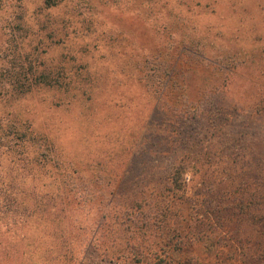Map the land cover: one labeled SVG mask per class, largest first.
<instances>
[{
    "label": "rangeland",
    "instance_id": "1",
    "mask_svg": "<svg viewBox=\"0 0 264 264\" xmlns=\"http://www.w3.org/2000/svg\"><path fill=\"white\" fill-rule=\"evenodd\" d=\"M9 1L0 0V74L18 48L15 37L27 34L26 50L36 49L73 86L7 98L0 117L48 138L72 169L113 181L127 172L119 191L128 195L135 182L159 183L175 161L194 163L202 148H216L208 163L233 164L234 136L241 133L245 147L264 151V125L256 124L264 117L256 98L264 92V0H69L51 12L32 0L26 34L7 26ZM53 20L61 22L55 41L44 37L56 28ZM182 53L184 61L199 62L188 72L185 92L174 97L200 107L188 120L174 118L166 96L148 87V77ZM215 105L223 120L207 114ZM187 150H193L190 157ZM6 161L0 158V178L8 181ZM221 179L187 175L186 196L197 202L215 197ZM22 224L0 216V264H57L60 228L46 219ZM218 255L215 242L206 240L176 258L214 264Z\"/></svg>",
    "mask_w": 264,
    "mask_h": 264
},
{
    "label": "trees",
    "instance_id": "2",
    "mask_svg": "<svg viewBox=\"0 0 264 264\" xmlns=\"http://www.w3.org/2000/svg\"><path fill=\"white\" fill-rule=\"evenodd\" d=\"M30 1H9L7 26L13 32L31 30L26 20ZM68 1L41 0L42 9L51 12ZM53 23L56 28L45 31L44 37L55 41L62 34L61 22ZM19 37H15L19 44L12 60L0 74V103L40 89L68 91L73 83L61 81L57 68L48 65L36 49L26 50L27 34ZM184 57L182 53L178 60L169 59L161 71L148 77V87L155 88L156 94L161 92V99L166 96L174 118L188 120L189 112H200V107L190 106L189 99L178 102L174 97L185 92L188 72L199 62L184 61ZM184 69L180 81L178 73ZM256 98L264 113V92ZM207 112L216 121L224 119L219 105ZM235 113L242 115L240 110ZM256 124L264 125V117ZM242 135L234 136L239 145L229 157L233 164L208 163L206 158L215 157L216 148H202L194 163L175 161L159 183L144 179L149 187L135 182L131 193L125 195L119 187L129 179L127 172L114 181L88 177L67 166L48 138L28 125L0 117V158L10 165L9 180L0 178L1 220L28 224L34 218L40 223L46 219L58 226L57 264H185L176 255H185L206 240L215 242L219 251L214 264H264V151L256 154L253 147H245ZM192 151L187 150L185 156L190 157ZM255 154L259 161L254 160ZM190 174L222 178L220 193L203 196L199 202L187 197L186 177ZM196 262L193 264H204Z\"/></svg>",
    "mask_w": 264,
    "mask_h": 264
}]
</instances>
